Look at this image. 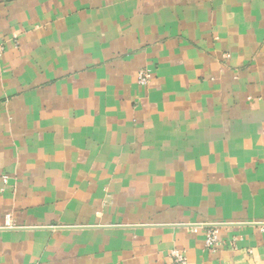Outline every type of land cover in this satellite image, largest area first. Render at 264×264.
I'll return each mask as SVG.
<instances>
[{
  "label": "crops",
  "instance_id": "crops-1",
  "mask_svg": "<svg viewBox=\"0 0 264 264\" xmlns=\"http://www.w3.org/2000/svg\"><path fill=\"white\" fill-rule=\"evenodd\" d=\"M0 48V264H264V0H0Z\"/></svg>",
  "mask_w": 264,
  "mask_h": 264
},
{
  "label": "built area",
  "instance_id": "built-area-1",
  "mask_svg": "<svg viewBox=\"0 0 264 264\" xmlns=\"http://www.w3.org/2000/svg\"><path fill=\"white\" fill-rule=\"evenodd\" d=\"M0 51H2V48H0ZM151 76H152V74L148 69H141L138 73V82L142 85H147L150 82ZM5 179H7V177H5ZM197 227H199V225ZM216 233L217 232H215V231L208 232L207 245L209 247H212L217 243ZM175 259H176V262L178 264H180V263L185 262L186 257L181 252H176L175 253Z\"/></svg>",
  "mask_w": 264,
  "mask_h": 264
},
{
  "label": "rangeland",
  "instance_id": "rangeland-1",
  "mask_svg": "<svg viewBox=\"0 0 264 264\" xmlns=\"http://www.w3.org/2000/svg\"><path fill=\"white\" fill-rule=\"evenodd\" d=\"M197 226H198V225H195V227L193 228L194 231H198L200 227H203V226H204V227H209L208 230H207L208 232H210V231H215V232H217V233H216V235H217V243H216L214 246H212V247H209V246L207 245L208 248H214V247L218 244V242H219L218 234H219V230H220V228H221L222 226H221L220 224H211V225L208 224V225H206V226L203 224V225H199V227H197ZM197 228H198V229H197ZM208 232H207V236H208ZM206 244H207V240H206ZM176 252H179V251H175V252H174V257H175V253H176ZM175 261H176V259H175ZM185 261H186V260H185ZM180 264H182V263H180Z\"/></svg>",
  "mask_w": 264,
  "mask_h": 264
}]
</instances>
